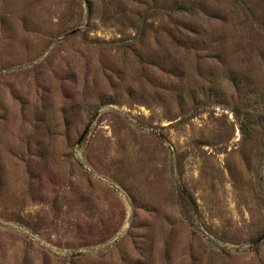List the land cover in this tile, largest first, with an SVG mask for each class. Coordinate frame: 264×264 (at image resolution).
I'll use <instances>...</instances> for the list:
<instances>
[{"label":"rangeland","instance_id":"1","mask_svg":"<svg viewBox=\"0 0 264 264\" xmlns=\"http://www.w3.org/2000/svg\"><path fill=\"white\" fill-rule=\"evenodd\" d=\"M0 264H264V0H0Z\"/></svg>","mask_w":264,"mask_h":264},{"label":"water","instance_id":"2","mask_svg":"<svg viewBox=\"0 0 264 264\" xmlns=\"http://www.w3.org/2000/svg\"><path fill=\"white\" fill-rule=\"evenodd\" d=\"M258 240V239H257Z\"/></svg>","mask_w":264,"mask_h":264}]
</instances>
